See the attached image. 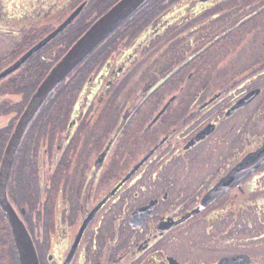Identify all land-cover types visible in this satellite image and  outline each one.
Returning <instances> with one entry per match:
<instances>
[{"label":"flooded vegetation","instance_id":"flooded-vegetation-1","mask_svg":"<svg viewBox=\"0 0 264 264\" xmlns=\"http://www.w3.org/2000/svg\"><path fill=\"white\" fill-rule=\"evenodd\" d=\"M79 1L0 0V75ZM83 1L58 42L61 32L0 77V165L39 84L117 0L96 16ZM155 1H145L55 87L23 135L7 195L40 264H264V161L251 159L264 144V57L249 52L235 67L232 51L212 46L219 36L198 34L200 16L226 13L206 6L230 1L239 6L237 26L254 34L264 0H198L179 16ZM83 16L95 17L86 28ZM185 44L197 46L186 56ZM231 44L239 50L244 40ZM189 65L195 70L184 79ZM31 68L35 83L21 91ZM18 258L0 204V264Z\"/></svg>","mask_w":264,"mask_h":264},{"label":"water","instance_id":"water-1","mask_svg":"<svg viewBox=\"0 0 264 264\" xmlns=\"http://www.w3.org/2000/svg\"><path fill=\"white\" fill-rule=\"evenodd\" d=\"M147 0H119L107 12L101 15L67 50L61 59L51 68L47 76L39 84L32 98L30 99L24 112L21 114L10 140L5 149L2 162L0 165V204L8 217L14 234L16 247L19 253L21 264H40L39 257L33 242V239L19 214L9 201L7 195V183L15 158L17 149L21 143L23 135L35 117L36 113L45 102L47 97L55 87L115 28H117L127 17L134 13ZM76 12L67 18L57 29L47 35L41 42L34 46L18 62L10 66L0 77L11 72L20 66L25 59L38 48L46 44L50 39L57 35L66 27ZM251 159L254 161H264V144L255 153ZM98 207H95L93 214ZM91 213V215H93ZM90 215V216H91ZM86 222L81 227L77 240L80 238ZM76 240V241H77Z\"/></svg>","mask_w":264,"mask_h":264},{"label":"rangeland","instance_id":"rangeland-1","mask_svg":"<svg viewBox=\"0 0 264 264\" xmlns=\"http://www.w3.org/2000/svg\"><path fill=\"white\" fill-rule=\"evenodd\" d=\"M115 0H90L88 1V7L87 9L84 11V12H87L89 10H92L95 12V16L98 15L99 12V8L100 6L102 5V9H106L109 5L110 2H113ZM119 0H117L115 3H117ZM158 2H160V0H157ZM155 1V2H157ZM198 0H169V1H165L164 0V7H169L170 9L169 10H173V12H171L168 16L170 15H177L179 16V14H183L184 11L183 10H188V8L190 9L191 7L194 6V8L196 7L195 5H200L198 4L197 2ZM83 3H86V1H83L80 0L75 6H79L72 12H76L79 8H81L79 10V12L75 15V17L71 20V22L79 15V13L81 12L84 4ZM114 3V4H115ZM81 4V5H80ZM113 4V5H114ZM63 5V3H62ZM65 5V4H64ZM63 5V6H64ZM112 5V6H113ZM264 2L263 4L261 5V10H260V14H261V17H260V22H259V26L256 27L254 29V34H252L251 30L246 28V27H243L241 25H238L237 26V22L235 20H238L239 21V18L237 16V13H238V3L235 2V1H230L227 5L226 4H217V5H207L206 8L207 9H210L211 13H215V12H222V11H226V13H222L220 14L219 13V17H210V18H206L207 15H202L200 16L198 19H200L199 21H202L201 24L203 25L201 27V29L198 31V34L200 35L202 33V31H204L205 34H207L209 40H214L216 37L219 36V42L215 43V42H212V46H214L215 50H220L222 49L223 47L226 48V50L228 52H231L234 53V55H232V59L230 60V64H235V67H237L240 63L244 62L247 60V56L246 54L249 53V52H252V54L255 55V52L254 51H258L259 54L264 57ZM111 6V7H112ZM97 7H98V10H97ZM110 7V8H111ZM109 8V9H110ZM185 8V9H183ZM108 9V10H109ZM197 9V7H196ZM107 10V11H108ZM138 10V9H137ZM136 10V11H137ZM106 11V12H107ZM71 13V15H72ZM105 13V12H104ZM103 13V14H104ZM135 13V12H134ZM132 13L129 17H127L117 28H115L108 36H110L111 34H113L117 29H119V27H121L122 25H124L126 23V21L134 14ZM102 14V15H103ZM69 15V17L71 16ZM209 15V14H208ZM212 16V14H211ZM68 17V18H69ZM100 16L98 17H94V16H83L82 17V20L84 22L85 25H87L88 23H90V21L92 19L95 18V21L99 18ZM49 16H46V17H43L41 19H44V20H48ZM55 18V15H53L52 17L50 16L49 19H52L54 20ZM212 19V21H211ZM225 19V20H223ZM94 21V22H95ZM197 21V22H199ZM70 22V23H71ZM94 22H92L91 24H93ZM162 22V20H161ZM132 23V22H131ZM159 23V22H158ZM157 23V24H158ZM37 24V22H36ZM152 23H149L148 26H150ZM60 26V25H59ZM88 26V25H87ZM90 26V25H89ZM89 27H87L88 29ZM65 29V30H64ZM64 31L65 32H68L67 29V26L66 28L64 27ZM86 29V30H87ZM121 30V29H120ZM120 30H118L117 32H119ZM62 31V30H61ZM60 31V32H61ZM59 32V33H60ZM65 32H61V34H59L58 38H62L64 35H65ZM116 32V33H117ZM248 32H251V35H248L249 33ZM83 34V33H82ZM124 34H129L128 30H125L124 31ZM225 34V35H223ZM107 36V37H108ZM222 36H224L222 38ZM57 39L56 41L58 42ZM239 38L243 39L244 40V46L241 47V49L239 50H236V46L235 48H232V44L231 42L235 43L236 40H238ZM187 40H190V38H186ZM42 41V40H41ZM40 41V42H41ZM55 41V43L53 44L54 46L51 47V49H54L53 47H59V44L55 45L57 42ZM105 41L102 40L88 55L92 56V54L95 52L94 50L99 47L100 44H102L103 42ZM181 41V40H179ZM183 42V41H182ZM214 43V44H213ZM198 44V43H196ZM103 45V44H102ZM36 46V45H35ZM197 45H192V46H188V45H181L179 46L180 47V51H182L186 56L192 52L195 48H196ZM222 48H221V47ZM168 47H172V46H168ZM33 48V47H32ZM46 50V49H45ZM163 52L165 53V47L163 48ZM52 55V54H51ZM256 56V55H255ZM230 55L227 56V59H229ZM85 59V58H84ZM58 62V61H57ZM56 62V63H57ZM55 63V64H56ZM54 64V65H55ZM170 66L166 65L165 68H168ZM51 70V69H50ZM49 70V71H50ZM185 72L182 73L183 74V77L184 79L187 77V75L190 73V71H193L195 70L194 69V66L193 65H189L187 67H185ZM34 72V68H31L30 71H26L25 75H23V77L21 78L20 77V82H21V86H20V90L21 91H26L27 88H29L30 86H32L35 81L34 79L32 78L33 76L34 77H37L38 73ZM182 72V71H181ZM193 76L196 75V73L192 74ZM174 81V80H172ZM175 81H178V78L175 80ZM183 81V80H181ZM170 83L166 82L165 86H169ZM216 84H213L211 89L214 91V90H217L219 87L216 88L215 86ZM263 85H264V78H263ZM259 86H261L259 84ZM263 90H264V87H263ZM22 94L20 93V100L22 99ZM261 97V96H259ZM264 109V108H263ZM100 117H105L104 113L102 112ZM260 118H258V120L260 121V124H259V135L260 136H264V111L260 114L259 116ZM245 141H250V140H246ZM43 179H45V176L43 177ZM44 198V196H43ZM30 216H33V214H30ZM30 218V217H29ZM31 219V218H30ZM12 233H13V230H12ZM13 237H14V234H13ZM14 242H15V239H14ZM16 244V243H15Z\"/></svg>","mask_w":264,"mask_h":264},{"label":"trees","instance_id":"trees-1","mask_svg":"<svg viewBox=\"0 0 264 264\" xmlns=\"http://www.w3.org/2000/svg\"><path fill=\"white\" fill-rule=\"evenodd\" d=\"M88 25V24H87ZM87 25H85L83 28H86L87 27ZM83 30V29H82ZM89 56V55H88ZM18 264H21V262H20V258H18Z\"/></svg>","mask_w":264,"mask_h":264}]
</instances>
